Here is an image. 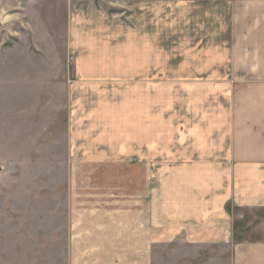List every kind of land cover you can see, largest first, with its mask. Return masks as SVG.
I'll use <instances>...</instances> for the list:
<instances>
[{"label":"rangeland","instance_id":"obj_1","mask_svg":"<svg viewBox=\"0 0 264 264\" xmlns=\"http://www.w3.org/2000/svg\"><path fill=\"white\" fill-rule=\"evenodd\" d=\"M225 1L206 4L214 18L204 46L195 39L200 8L177 5L184 0H0V264H181L189 252L199 264L187 241L199 224L174 217L181 206L168 210L184 175L165 163L191 146L215 107L204 100L215 87L192 83L215 74ZM30 2L43 17H27ZM71 6L83 20L103 18L107 48L146 47L135 61L147 62L143 74L111 68L100 87L77 86ZM147 12L159 20V45L148 35L141 47L137 21ZM103 109L107 132L89 129Z\"/></svg>","mask_w":264,"mask_h":264},{"label":"crops","instance_id":"obj_2","mask_svg":"<svg viewBox=\"0 0 264 264\" xmlns=\"http://www.w3.org/2000/svg\"><path fill=\"white\" fill-rule=\"evenodd\" d=\"M185 1L188 3L177 5L200 8L195 39L205 46L208 41V33L202 35L208 27L205 21L214 18L208 17V0ZM222 3L225 9L216 11L215 22L228 26V33L221 40L226 39L227 43H221L210 55L215 74L192 83L201 88L215 87V94L206 90L204 98L206 106L215 107L203 120V131L193 133L191 146L183 147L174 162L168 159L165 163L170 170L184 175L183 188L178 187L180 193L168 191V210L176 211V206L177 209L181 206L179 209L184 208V212L173 216L199 224V230H192L187 236V241L200 249L199 264H264V0ZM32 4L27 6V17H43L45 11L32 8ZM75 8H69L68 31L72 47L83 61L76 73L80 79L77 86L100 87L111 68H116L114 72L124 78L128 73L143 74L147 62L141 61L138 66L135 61L145 57L146 47L124 44L121 49L107 48V24L102 22L103 18L83 20L78 10L74 12ZM137 22L139 45L143 47L148 42V35L155 37L159 45L158 18L147 12ZM204 55L207 56V51ZM129 62L135 68L130 69ZM137 77H132L136 84L140 81ZM155 81L158 83V79ZM92 101L94 106L100 104ZM92 117L98 122L88 128L107 132V109L94 112ZM158 126L154 125L153 137ZM136 142V146L143 144L140 139ZM153 150L156 154L154 146ZM155 158L152 167L157 169ZM172 184L174 188L177 186ZM173 216L171 219L175 221ZM229 233L233 237L229 238ZM194 255L189 252L177 261L195 264ZM148 259H141L138 264ZM110 263L112 260L108 259L107 264Z\"/></svg>","mask_w":264,"mask_h":264},{"label":"built area","instance_id":"obj_3","mask_svg":"<svg viewBox=\"0 0 264 264\" xmlns=\"http://www.w3.org/2000/svg\"><path fill=\"white\" fill-rule=\"evenodd\" d=\"M231 235V237H233V234H230Z\"/></svg>","mask_w":264,"mask_h":264}]
</instances>
